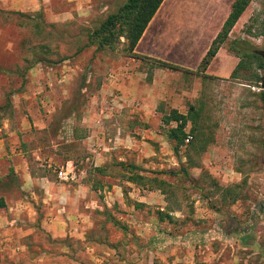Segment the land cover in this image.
Returning <instances> with one entry per match:
<instances>
[{
  "label": "crops",
  "instance_id": "0c3cea01",
  "mask_svg": "<svg viewBox=\"0 0 264 264\" xmlns=\"http://www.w3.org/2000/svg\"><path fill=\"white\" fill-rule=\"evenodd\" d=\"M234 2L164 0L134 48L135 56L111 59L112 72L102 79L96 99L84 101L73 116L55 121L59 105L31 107V115L11 129V137L0 139V179L15 183L1 197L0 253L8 248L25 256L26 241L42 234L49 244L65 246L64 239H76L83 244L81 251L98 257L93 233L113 226L116 244L107 250L132 258L134 264H139V257L147 260V255L156 254L163 260L160 264H171L172 258L190 262L193 254L184 245L198 226L175 232V225L184 226L188 220L180 203L168 198L167 189L169 173L179 172L173 175L178 182L181 169L168 170L163 164L147 175V157L164 163L177 155L167 133L178 122L167 118L174 112L188 117L194 98L201 94V82L216 75L231 77L240 63L241 58L221 46L207 72L200 71ZM5 4L0 0L1 7ZM97 99L103 101L100 106L95 105ZM147 138L161 147L169 145V152L147 156ZM62 169L76 173L77 180H60L57 172ZM149 175L154 178L147 185ZM207 210L198 211V217L212 224L217 212ZM173 239L180 242L176 248L170 247Z\"/></svg>",
  "mask_w": 264,
  "mask_h": 264
},
{
  "label": "rangeland",
  "instance_id": "374dc122",
  "mask_svg": "<svg viewBox=\"0 0 264 264\" xmlns=\"http://www.w3.org/2000/svg\"><path fill=\"white\" fill-rule=\"evenodd\" d=\"M4 2L8 7L0 6V139L11 137V129L21 125L25 115H31V107L59 105L57 113H52L58 116L53 121L73 116L74 109L84 101L90 104L98 96L102 79L112 72L111 59L130 55L124 37L103 48L100 39L92 37L126 0ZM235 41L244 45H234ZM223 46L259 55L244 58L246 69L235 76L211 75L213 79L201 82V94L194 98V109L188 111L189 124L184 131V139L188 132L192 135L191 143L180 147L178 156L172 154L164 163L147 157V175L164 164L168 170L184 167L192 177L193 183L185 176L176 182L171 175L167 188L168 198L180 203L178 207L188 220L184 226L175 225V232L186 233L192 224L198 226L197 234L184 245L193 254L186 264H264V108L260 83L256 81V76L264 75V67H260V54L264 55V0L250 1ZM200 71L207 72L204 68ZM102 103L97 99L95 105ZM168 147L147 138V156L154 152L163 156L169 152ZM152 178L154 175L147 176V185ZM13 188L14 182L11 185L1 178L0 199ZM196 205L199 213L217 208L213 209L217 214L212 224L198 217ZM229 217L235 218L245 232L223 231ZM102 228L93 233L99 242L98 257L88 250L81 251L83 244L76 239H64L65 246L59 242L49 244L39 234L26 241L29 250L25 256L8 248L2 251L0 264H134L132 258L107 250L110 244H116L117 235L113 226ZM169 242L173 248L180 244L175 239ZM152 261L163 263L157 254L147 255V260L139 257L138 263ZM171 264L182 263L172 258Z\"/></svg>",
  "mask_w": 264,
  "mask_h": 264
},
{
  "label": "trees",
  "instance_id": "16d2710c",
  "mask_svg": "<svg viewBox=\"0 0 264 264\" xmlns=\"http://www.w3.org/2000/svg\"><path fill=\"white\" fill-rule=\"evenodd\" d=\"M164 0H126V2L119 7V9L109 15L104 22L101 23L100 27L93 32L92 37H97L100 39L99 45L101 48L110 46L115 44L117 40L121 37H124L125 40L128 42V52L130 55H133L134 48L136 47L138 41L142 37L145 29L149 25L150 21L156 14L157 10L161 6ZM251 0H235L232 5L231 13L227 20L225 21L221 32L218 34L216 39L213 41L212 46L210 47L206 57L204 58L201 68H207L208 64L210 63L211 59H213L217 52L219 51L220 47L223 46L225 41L227 40L231 30L236 25L237 21L240 19L242 14L245 12L247 6L249 5ZM3 12V11H0ZM16 14H19L16 12ZM20 15V14H19ZM91 39V37H90ZM91 42H94L93 38ZM234 45H244L243 42L235 41ZM229 52L234 53L236 56L241 58L240 63L238 64L236 70L233 72V75L240 71L244 70L245 65L244 58H255L259 54L255 52H250L248 50L242 51L241 49L236 48V50H230ZM263 59V62L260 64V67H264V56L260 54ZM168 67L173 68L174 66L169 65ZM232 75V76H233ZM256 81L260 83L263 80V76H256ZM261 101L264 108V91L262 90L261 94ZM191 109H194L191 107ZM189 117V116H188ZM187 116L179 115L177 113H172L169 118H167V122L175 120L178 122V126L175 129H171L168 131L167 135L170 140L174 141L175 144L173 146V150L176 154H178L179 148L184 144L185 141V132L184 129L186 124L189 120ZM1 120V118H0ZM264 165V163H263ZM181 173L183 176L187 177L192 183V177L190 176L189 172L186 168H181ZM171 175H178L179 172H170ZM264 205V204H263ZM4 207L3 199H0V208ZM213 209H217L213 207ZM223 231H233V233L237 232H245L240 228L238 221L235 218L229 217L226 219V226H223Z\"/></svg>",
  "mask_w": 264,
  "mask_h": 264
},
{
  "label": "built area",
  "instance_id": "2783aa9c",
  "mask_svg": "<svg viewBox=\"0 0 264 264\" xmlns=\"http://www.w3.org/2000/svg\"><path fill=\"white\" fill-rule=\"evenodd\" d=\"M192 139H193L192 136L188 134L185 140V145H188ZM57 176L60 180H63V181H76L77 180L76 173L69 172L67 169H62L58 171Z\"/></svg>",
  "mask_w": 264,
  "mask_h": 264
},
{
  "label": "water",
  "instance_id": "95a60500",
  "mask_svg": "<svg viewBox=\"0 0 264 264\" xmlns=\"http://www.w3.org/2000/svg\"><path fill=\"white\" fill-rule=\"evenodd\" d=\"M261 90L264 91V75H263V80H262V82H261ZM263 252H264V250H263Z\"/></svg>",
  "mask_w": 264,
  "mask_h": 264
},
{
  "label": "flooded vegetation",
  "instance_id": "af4514ba",
  "mask_svg": "<svg viewBox=\"0 0 264 264\" xmlns=\"http://www.w3.org/2000/svg\"><path fill=\"white\" fill-rule=\"evenodd\" d=\"M264 56V55H263Z\"/></svg>",
  "mask_w": 264,
  "mask_h": 264
}]
</instances>
